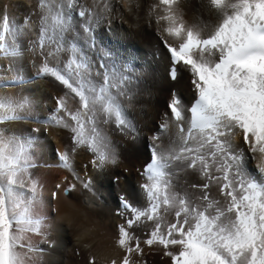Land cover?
Returning <instances> with one entry per match:
<instances>
[{"label": "snow or ice", "instance_id": "snow-or-ice-1", "mask_svg": "<svg viewBox=\"0 0 264 264\" xmlns=\"http://www.w3.org/2000/svg\"><path fill=\"white\" fill-rule=\"evenodd\" d=\"M124 3L130 12L146 7L149 26H157L170 54L169 78L177 81L186 72L195 102L187 110L191 119L185 133L182 100L170 92L166 105L170 113L165 115L174 118L182 133L180 146L165 152L159 138H152L150 161L137 169L147 207L121 197L122 219L111 236L117 256L109 264H148L147 252L156 253L161 264H264V0H208L218 23L207 34L184 24L177 12L179 0ZM6 7L0 0L3 55H20L17 37L23 38L34 63L40 58L35 63L37 75L53 77L67 89L56 98L54 113L43 120L33 114L27 97L8 96L0 102V264H39L43 250L26 233L40 235L44 243L51 241L41 230V221L28 214L41 203L38 182L30 172L37 165L8 124L37 123L40 127L30 129L32 139L47 134L51 125L68 129L71 144L55 150L56 167L79 180L71 158L84 150L92 157L89 166L104 173L119 163V153L99 126L114 118L125 136L135 132L119 100L131 99L127 85L132 77L124 74L131 69L125 66L121 71L107 60L96 68L88 54L111 55L97 50L94 36L95 29L109 21L111 0H91V6L81 0H36L33 15L22 27L10 19ZM77 9L80 19L74 20L72 12ZM62 53L68 55L66 63ZM70 94L78 98L75 110L66 100ZM161 127H168L167 119ZM173 164L178 167L169 171ZM250 167L260 179L248 171ZM186 170L198 173L203 183L178 188L173 176ZM213 185L219 198L210 197ZM82 186L92 191L91 179ZM56 189L70 194L77 184L65 177ZM51 195L55 199L58 191ZM77 231L89 250L86 264H98L93 229L80 222Z\"/></svg>", "mask_w": 264, "mask_h": 264}, {"label": "bare ground", "instance_id": "bare-ground-1", "mask_svg": "<svg viewBox=\"0 0 264 264\" xmlns=\"http://www.w3.org/2000/svg\"><path fill=\"white\" fill-rule=\"evenodd\" d=\"M35 2L5 0V11L17 27H22L25 18L33 15L32 6ZM111 2L114 8L109 21L102 23L94 32L97 50L102 49L111 55L102 57L98 51L88 54L96 68L107 60L121 71L125 66L131 69V72L124 73L132 77V82L127 85L131 99L120 97L119 100L124 116L131 121L135 132L125 136L117 130L114 118L113 122L99 126L101 134L107 135L116 147L119 163L104 173L97 172L88 164L91 154L80 150L71 158L73 168L80 177L77 180L67 169L56 167L59 160L54 154L55 150H63L66 144H71L68 129L51 125L47 134L42 132L37 139H32L30 129L40 127L37 123L26 120L8 124L15 135L20 137V145L37 165L30 172L38 182L41 203L30 209L28 214L33 220L41 221V230L51 241L44 243L40 235L26 233L31 243L43 250L39 264H86L89 250L84 247L77 231L80 222L94 231L92 239L97 249L94 255L98 264H109L117 256V250L111 244V236L114 226L122 219L119 215L124 211L121 197H126L137 207H147L140 187L142 178L137 169L151 158L152 138H159L158 143L165 152L180 146L182 133L174 118L165 115L170 113L166 107L170 92H176L182 100L185 133L191 119L187 110L195 100L188 74L181 72L177 81L169 78L170 54L161 41L157 26L154 23L149 26L146 7L130 12L124 0ZM81 3L91 6V0H81ZM77 12L78 9L72 12L74 20L80 19ZM177 12L187 27L203 34L212 31L218 23L217 14L210 9L208 0H179ZM8 43L11 44L10 38ZM17 43L20 44V55L4 56L0 50V102L8 96L27 97L29 108L37 119H46L54 113L56 98L63 96L67 89L53 77L38 76L35 63H39L40 58H35L34 63L32 54L25 50L26 40L17 37ZM172 43L178 44L179 40L173 39ZM61 59L66 63L68 55L62 53ZM49 62L50 66L55 63L51 60ZM66 100L73 110L78 107V98L73 95L70 94ZM165 119L168 121L167 128L161 127ZM177 167L173 164L168 170L173 171ZM248 171L260 179L251 167ZM65 177H69V182L77 184V189L70 194L56 189V185L63 183ZM88 179L92 181V191L82 186ZM173 183L179 188L181 185L187 187L193 183L202 184L203 181L198 173L186 170L177 172L173 176ZM53 191H58L55 199L51 195ZM189 191L199 194V190L189 188ZM27 195L29 193L26 192ZM210 197L219 198L215 185L212 186ZM168 219L171 221L174 216L170 214ZM145 260L148 264H161L159 256L154 252H147Z\"/></svg>", "mask_w": 264, "mask_h": 264}]
</instances>
